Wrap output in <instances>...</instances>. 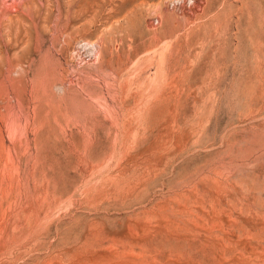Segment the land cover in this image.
<instances>
[{"label":"rangeland","instance_id":"obj_1","mask_svg":"<svg viewBox=\"0 0 264 264\" xmlns=\"http://www.w3.org/2000/svg\"><path fill=\"white\" fill-rule=\"evenodd\" d=\"M0 264H264V0H0Z\"/></svg>","mask_w":264,"mask_h":264}]
</instances>
